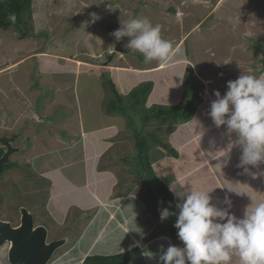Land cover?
Returning a JSON list of instances; mask_svg holds the SVG:
<instances>
[{"label": "rangeland", "instance_id": "obj_1", "mask_svg": "<svg viewBox=\"0 0 264 264\" xmlns=\"http://www.w3.org/2000/svg\"><path fill=\"white\" fill-rule=\"evenodd\" d=\"M176 11L181 13L175 16ZM93 14L98 17L95 21ZM261 14H264V0H32L34 37L19 39L13 31L0 29V68L7 62L21 59L15 69L7 72L5 70L9 67H6L0 70V134H7L14 129L13 131H18L22 139L15 142L21 147V151L12 156L16 157V161L11 158L10 164L8 163L10 169L4 167L6 171L0 177L1 215L9 218L10 214L17 212L18 206H25L34 212L37 222L46 226L49 237L69 235L68 243L66 242L52 257L57 255L58 258L52 264H83L82 259L85 256L123 252L124 249L121 247L126 248L124 251H132V264H141L139 263L141 256L137 258L134 254L136 252V247H132L134 242L124 240L121 236L126 232L123 233L124 230L119 225H114V198L123 196L121 201L130 198L131 203L135 204V224L140 229V232L136 233H147L141 240L142 243L147 245L151 236L158 230L169 231L167 219L160 220V211L149 203L148 190L138 176L140 159L134 158L137 146L133 134L146 138L143 140L147 144L144 145V149L151 146L153 139L147 132L154 131V127L149 126L150 120L145 121L146 114L149 113L145 107H148L149 102L173 100L175 95L171 96L168 92L172 81L166 77L167 92L164 94L161 93L158 81H154V78L138 82L137 85L155 82L152 93L145 97L144 103L131 106L128 104L130 101L126 102L124 96H121L127 105V113L132 116V123L126 120L128 128L125 124L123 131H116L113 129L114 126L104 130L108 136L98 140L102 143L101 148L111 142V152H105L102 158L96 161L85 159V156H90L91 147H88L87 140L91 139L93 131L84 133L83 144L78 142L76 136L67 141V145L62 141L59 143L56 141L52 142L51 150L40 151L42 141L54 136H51L53 134L51 127L41 130V127L50 125L44 123L46 121L43 116L38 119L36 115L38 111L50 112L48 113L49 119L52 120L50 124L62 126L70 123L73 130H76L79 123L86 124L87 127L94 125L101 127L117 122L114 114L118 112L107 115L103 110L109 107L105 102L114 99L112 90L114 70H110L111 75L108 76L104 72L106 68L104 63L102 67L90 68L93 73L88 74L83 71L85 66H81L80 61L70 62L54 58L52 55H68L69 59L75 60L93 59L100 65L103 61L106 63L109 61V54L105 51L110 49V52L116 51V58L118 52L125 51L120 59L117 58L122 60V63L142 60L144 62V57L140 53L126 47L129 37H123L117 42L110 35L120 27V23L132 17L147 18L153 24H160L162 37L172 44L197 24L198 27L191 30L183 40L188 52L190 44L198 46L200 43L247 44L255 39L252 34L262 33L264 38V18L258 19ZM238 17L243 20H238ZM241 28L243 31L249 30L248 37L251 39L244 40ZM105 43L113 46L108 47ZM102 47V55L97 57L96 54ZM114 61L113 56L111 62ZM73 63L78 65L77 75L70 71L75 68ZM56 70L69 72L56 73ZM110 79L113 83L109 81ZM190 85L191 83L186 84V87L190 88ZM135 86L130 87V90ZM182 91L186 92V88ZM105 92L109 96L107 100ZM8 113L10 115L16 113L14 115L19 122L15 123V127L14 123L12 124L13 119L9 121L5 118ZM24 117L27 122L22 124L20 121ZM29 125L33 127L29 128ZM169 129L170 127L166 132ZM64 131L68 133L67 128ZM35 133L39 135L37 138L39 140L33 136ZM60 136L63 138L62 133ZM27 146H35L38 152L32 157L26 156ZM114 153L116 155L119 153L117 160L114 159ZM159 153L166 154L167 150L162 147L148 150L147 156L151 158V165L158 157L162 159ZM169 155L170 153L163 158H169ZM120 159H123L124 165ZM189 162H193V159ZM114 165L119 170L118 174H122L120 178L114 176ZM93 166L96 169L109 168L112 173H109L106 179L100 177L93 182L94 173L91 169ZM170 172L168 171L167 175ZM163 176L164 174H161V177ZM104 201L105 205L100 203ZM151 208L155 209L156 213ZM135 224L133 221V230H138ZM113 234L119 235L118 242L114 243V236L113 240H103ZM99 236L97 243L95 238ZM156 247L158 249V245ZM3 250L1 247L0 264H8ZM62 251H66L65 256L60 255Z\"/></svg>", "mask_w": 264, "mask_h": 264}, {"label": "crops", "instance_id": "obj_2", "mask_svg": "<svg viewBox=\"0 0 264 264\" xmlns=\"http://www.w3.org/2000/svg\"><path fill=\"white\" fill-rule=\"evenodd\" d=\"M213 9L214 8H212V10ZM210 11H208V13H210ZM178 13L181 12L176 11L174 15L176 16ZM259 18H264V14H261L258 19ZM238 20L242 21L243 18L238 17ZM195 27H198V25L194 24L187 31V33L184 34L182 38H180V40L173 44L174 58L171 64L168 66L158 62L157 60L147 63L143 62V60L138 62L122 63V60H117V58L120 59L125 51H117V58L115 57V51V53L112 54L115 60L114 63L111 62L113 56L108 57L109 61L107 64H105L106 68L104 69V72L110 76V70H114V84L116 87H118V89L116 88L117 91L122 95L130 91V87L135 86L139 84L138 82L147 80L149 78H154V81H158V86L161 90V93L164 94L167 92L165 89V79L166 77H169L172 82L170 83V90L168 92H170L169 94L171 96L175 95L172 98L173 100H170L169 102L166 100L149 102L147 104L148 107L153 104L175 105L178 104L182 99H190L192 101L194 108L193 114L190 116V118L184 122L170 124V129L164 138L166 142L176 150V155L175 153L168 151L166 154L162 155L159 153L158 155H160V158L162 159L160 160L158 157L156 162L152 164V168H155V173L169 189L174 188L172 193L174 195V201L177 205L183 203L192 186L195 188H203L205 190L214 188V190L209 193L211 196L210 203L218 209L227 208L228 206L225 204L224 198L225 195H228L229 199L232 201L231 208L228 209L230 214L234 215L237 219H242L245 209L248 205L264 200V178L252 179L250 176L242 174L243 170L236 167L241 155V149L238 146H234L225 157L228 144L234 143L238 139L237 134L235 132L228 134L226 125H222L217 128L213 123L209 112L211 103L216 99L214 91H219L222 97L227 91L228 81L235 80L240 74H251L257 77L264 76V38L262 37V33H258V35L252 34L253 38L255 39L251 40L247 44H236L237 42L232 44L200 43L199 46L190 44V52H188V47H185V41L183 40L185 39L186 35ZM245 28L247 29V27ZM246 29L243 31L241 28L240 30L241 33H244V40L251 39L248 37L250 32ZM95 42H97V39ZM105 44H107L108 47L113 46V44ZM101 51H103V47L96 54L97 57H101ZM109 52L110 49L107 50L106 54H109ZM52 57L70 62L80 61L82 64L81 66H85L83 71L87 72L88 74L93 73L90 71V68H96L98 66L102 67V65L106 63L103 61L99 65L93 59L87 60L86 58L80 60L69 59L68 55L60 56L55 54L52 55ZM20 60L21 59H15L14 61L7 62L4 67L0 68V70L6 67H9V69L5 70L7 72L9 70L15 69ZM73 64L75 65V68L71 69L70 71L72 74L77 75L78 72L76 68H78V65L75 63ZM53 72L54 71H52V73ZM55 72L68 73L69 71L56 70ZM188 73H191V75H187ZM134 75H136V77H133ZM180 79L183 80L182 83H180ZM190 83V88H187L186 84L189 85ZM154 87L155 82L152 84V90ZM184 88H186V92L182 91ZM152 90L150 94L152 93ZM106 98L107 93L105 92V100ZM48 113L50 112H36L38 119L43 116L44 121H46L44 123H48L50 125L47 127H41V130L51 127V129H53V134L51 136H54L42 141L40 151L51 150L53 147V145H51L52 142L56 141L57 143L62 141L64 145H67L66 142L76 136H78V139L80 140H78V142L83 144L82 142H84V140L82 137L84 133L93 131V136L91 139L87 140L89 141L88 147H91L89 153L90 156H85L87 161L90 159H94L96 161V159L102 158L105 152L109 153L111 149V142L107 141L108 144L101 148L102 143H99L98 140V138L105 139V136H108L106 133H104L107 129L114 126L113 129L116 131H123L125 129V124L126 128H128V123H126L127 118L120 113L114 114V119L117 120V122L114 124H104L105 126L101 127H97L95 125L87 127L86 124L79 123L76 130L72 129V124L70 123L67 124L68 126L66 123L62 126L50 124L52 123V120L49 119ZM14 114L12 113L10 115V113H8V115L5 117L6 119L8 118L9 121L13 119V127L16 126V122H19V119H17L16 115ZM194 120H197L198 123L195 124ZM26 122L27 121L25 117L20 121L22 124ZM28 127L31 128L33 126L29 125ZM84 127L87 130H85ZM6 128L10 129L11 127ZM66 128L68 133L64 131ZM99 129H103V131H97ZM13 130H11V132L18 133V131L16 132ZM61 133L63 138H60ZM65 135H67V138ZM33 136H36V139L39 137L37 133L33 134ZM33 136L31 140H33ZM22 137L24 138L25 135ZM17 139L18 141L22 140L19 133L17 135ZM115 144L116 141H114V145ZM156 147L161 148L160 146H154V148ZM37 152L38 148L35 146H27V152H25V154L26 156L32 157V155H35ZM169 153V158H163L168 156ZM118 158L119 153H117V155L114 153V159L117 160ZM190 159H193V162L190 163ZM225 161H227V163H225ZM120 162L122 165L125 164L123 159H120ZM259 167L260 169H264V164L260 165ZM91 169L94 173V179L92 180L93 182H96L100 177V179H106V176H108L109 173H112L109 168L102 169L99 167V169H96V167L93 166ZM256 170L257 169H253V171ZM118 171L119 170L114 165V176L120 178L122 174H118ZM168 171L171 172L167 175ZM161 174H164V176L161 177ZM178 182L184 183V185L181 186ZM227 188L229 190L235 191L236 193L229 191ZM176 193H183L184 195L177 196ZM122 198L123 196L114 198V225H119V227L124 230L122 232H126L123 236H121L122 238L124 237V240L127 242H129V240L133 242H139V246L135 248L136 252L134 253L137 258L141 256L139 263L162 264V262L159 260V257L163 251L167 249V247L170 245L183 247V244L179 243L171 235V233L166 230H158L151 236L152 238L150 237L151 239L148 241L147 245L142 243L141 240L146 237L147 233L138 234L134 231H129V229L127 230L128 221L131 220L133 216L132 211H135V204L131 203L130 198L127 199V201H121ZM100 203L103 205L106 204L105 201ZM152 211L155 212V209H152ZM110 215L112 216V214ZM218 222L224 223L226 220ZM125 235L127 237H125ZM113 236L114 243L118 242V239L120 238L118 237V234L110 235L109 237L103 238V240H113ZM99 238L100 236L95 238L97 243L99 242ZM157 245L158 249L156 247ZM121 249L125 250L126 248L121 247ZM145 251L152 252V258L144 256L143 253ZM108 253V255H112L114 252ZM130 264H132V259Z\"/></svg>", "mask_w": 264, "mask_h": 264}, {"label": "clouds", "instance_id": "obj_3", "mask_svg": "<svg viewBox=\"0 0 264 264\" xmlns=\"http://www.w3.org/2000/svg\"><path fill=\"white\" fill-rule=\"evenodd\" d=\"M96 19L98 17L93 14V21ZM110 35L117 42L123 37H129L126 47L140 53L145 63L157 60L168 66L174 58L173 44L162 37L161 25L153 24L147 18H129L120 23V27ZM114 53L109 52V56ZM182 82L180 79V83ZM214 95L216 99L211 103L209 112L213 123L217 128L226 125L227 133L235 132L238 137L234 143L228 144L225 157L234 146H238L241 155L236 167L252 179L264 178V169L259 167L264 164V76L240 74L235 80L227 82V91L222 97L219 91H214ZM194 121L195 124L198 123L197 120ZM13 134L16 138L11 141V145L19 147L15 143L18 133L7 132L0 134V137ZM3 148L0 143V150L4 152ZM20 151L21 147L10 155L6 164L10 163L11 158L16 161L12 156ZM169 190L174 191V188ZM213 190L214 188L205 190L192 186L183 203L177 205L179 213L174 227L178 229L177 235L183 247H167L159 257L162 264H264V200L248 205L243 218L237 219L228 210L232 205L228 195L224 198L227 208L218 209L210 203L209 193ZM132 214V219L128 221L129 231L140 232L135 224L136 214L133 211ZM168 216L166 209L160 211L161 221ZM225 220L224 223L218 222ZM133 221L138 230H133ZM62 238H66L68 243L69 235ZM138 246L139 242L134 241L132 247ZM143 255L152 258L153 253L145 251ZM86 257L88 256L82 262Z\"/></svg>", "mask_w": 264, "mask_h": 264}, {"label": "trees", "instance_id": "obj_4", "mask_svg": "<svg viewBox=\"0 0 264 264\" xmlns=\"http://www.w3.org/2000/svg\"><path fill=\"white\" fill-rule=\"evenodd\" d=\"M0 29L13 31L17 34V38L19 39L34 37L35 33L32 30V0H0ZM109 81L113 83L112 79ZM112 90L114 91V99L105 102V104L108 103L109 107L107 109L103 108L104 112L107 114L118 112L125 116L127 120H129V123H132V116L127 113V105L124 103L121 96H124L126 102L130 101L128 104L131 106L133 104L144 103L145 97H148L152 90V83H141L124 95L117 91L115 84L112 85ZM107 99H109V96H107L106 100ZM193 108L194 105L190 99H182L175 105L153 104L149 107H145L149 112L146 114L145 121L150 120L149 126L152 128L154 127V131L147 132L149 137L153 139L151 146H146L144 149V145L147 144H145L143 140H146V138L133 134L137 146L134 158L139 157L140 159V171H138V176L142 179L148 190L147 199L149 203L159 211L166 209L169 212V216L166 218L169 232L181 244L182 242L177 235L178 229L174 227L179 213L177 204L174 201V195L155 173L151 165V158L149 159L147 152L154 146H160L176 155V150L164 139L169 131L166 132V130L170 127V124L184 122L190 118L193 114ZM156 133H158V135ZM143 151H145V153ZM1 152L2 150L0 151V155ZM9 164L4 166L5 169L8 170L11 167ZM131 259L132 251L127 250L107 256H88L85 258L83 264H130Z\"/></svg>", "mask_w": 264, "mask_h": 264}, {"label": "water", "instance_id": "obj_5", "mask_svg": "<svg viewBox=\"0 0 264 264\" xmlns=\"http://www.w3.org/2000/svg\"><path fill=\"white\" fill-rule=\"evenodd\" d=\"M15 138V134L0 137V143L4 146V152L0 156V174L3 165L9 161L10 155L19 151V147L11 145V141ZM20 213L21 223L17 227H10L8 222L0 219V246L4 242L9 243L6 253L7 261L10 264H46L56 249L66 242V238L46 242V227L38 225L32 229L30 212L25 207H21Z\"/></svg>", "mask_w": 264, "mask_h": 264}, {"label": "flooded vegetation", "instance_id": "obj_6", "mask_svg": "<svg viewBox=\"0 0 264 264\" xmlns=\"http://www.w3.org/2000/svg\"><path fill=\"white\" fill-rule=\"evenodd\" d=\"M1 147H2V146H1ZM3 149H4V148H3ZM4 172H5V170H4V166H3V169H2V172H1V174H0V177H1L2 173H4ZM0 198H2V196H1ZM1 204H2V202H0V210L2 211V209H1ZM20 208H21V207L18 206V208H17V212H16V213L13 212V215L10 214L11 217H9V218H6V217L2 216V215H1V211H0V219H1L2 221H6V222H8V223L10 224V227H17V226H19L20 223H21V213H20ZM28 211H29L30 214L32 215V229L35 228V227L38 226V225H43V226H45V225L42 224L41 222H37V218H35L34 212H31L29 209H28ZM35 221H36V222H35ZM45 227H46V226H45ZM63 237H64V236H63ZM58 238H62V237H58ZM49 240H51V237H49V232H48V230H47V237H46V240H45V241H46V242H49ZM8 246H9V243H8V242H4L3 244H1L0 248H1V247L4 248V250H3L2 253L5 255L6 262H7L8 264H10V263L7 261V255H6V251H7ZM63 247H64V245L61 246V247H59V248H57L55 254H56L60 249H62ZM65 253H66V251H62V252L60 253V255H61V256H65ZM53 254H54V253H53ZM53 256H54V255L51 256V258L49 259V261H48L46 264H52V263L55 261V259H58V258H56L57 255H56L54 258H52Z\"/></svg>", "mask_w": 264, "mask_h": 264}, {"label": "bare ground", "instance_id": "obj_7", "mask_svg": "<svg viewBox=\"0 0 264 264\" xmlns=\"http://www.w3.org/2000/svg\"><path fill=\"white\" fill-rule=\"evenodd\" d=\"M65 244V243H64ZM63 246V245H62Z\"/></svg>", "mask_w": 264, "mask_h": 264}]
</instances>
